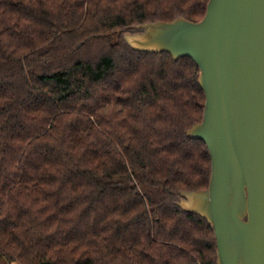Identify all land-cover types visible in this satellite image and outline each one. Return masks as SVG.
<instances>
[{"label":"trees","instance_id":"16d2710c","mask_svg":"<svg viewBox=\"0 0 264 264\" xmlns=\"http://www.w3.org/2000/svg\"><path fill=\"white\" fill-rule=\"evenodd\" d=\"M210 0H0V255L21 264H218L180 205L212 177L200 68L135 26Z\"/></svg>","mask_w":264,"mask_h":264},{"label":"water","instance_id":"95a60500","mask_svg":"<svg viewBox=\"0 0 264 264\" xmlns=\"http://www.w3.org/2000/svg\"><path fill=\"white\" fill-rule=\"evenodd\" d=\"M135 50L192 58L206 93L204 119L188 131L212 158L205 190L179 205L205 217L218 264H264V0H210L200 21L135 26Z\"/></svg>","mask_w":264,"mask_h":264},{"label":"rangeland","instance_id":"374dc122","mask_svg":"<svg viewBox=\"0 0 264 264\" xmlns=\"http://www.w3.org/2000/svg\"><path fill=\"white\" fill-rule=\"evenodd\" d=\"M0 264H21L19 261L15 260H9L0 255Z\"/></svg>","mask_w":264,"mask_h":264}]
</instances>
